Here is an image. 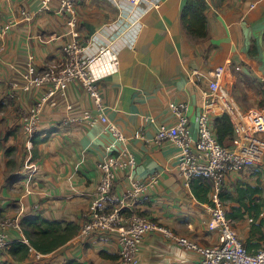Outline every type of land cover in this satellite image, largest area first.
Instances as JSON below:
<instances>
[{
    "label": "crops",
    "instance_id": "crops-1",
    "mask_svg": "<svg viewBox=\"0 0 264 264\" xmlns=\"http://www.w3.org/2000/svg\"><path fill=\"white\" fill-rule=\"evenodd\" d=\"M42 1L0 0V22L16 20L8 34L0 38V217L20 222L23 217L41 216L79 226L100 177L97 164L109 157L102 146L110 143L112 137L103 134L100 125L61 122L65 115H77L93 107L88 93L77 82L67 85L56 108H44L40 131L33 140L21 128L22 111L30 110L45 89L41 86L21 90L26 62H31L33 72L41 68L63 69L62 44L70 37L66 17L58 11V0H47L48 10L31 20L21 17V9L34 10ZM81 1L86 4L81 5ZM110 1L117 12H108L103 7L104 0H77L80 39L84 44L97 31H106L120 10L128 12V16L133 14L134 8L124 0H117V4ZM148 1L156 4H140L136 9L143 13L134 45L119 50L116 62L107 64L109 74L99 80L98 87L108 117L124 133L136 157V175L157 176L148 192L134 203V209L177 235L212 246L218 240L216 233L207 230V203L198 201L190 188L183 187L176 178L178 148L167 141L161 145L147 142L153 137L156 124L145 122L144 116L173 125L176 120L168 103L186 101L193 121L199 111L200 93L186 82V72L191 67L207 70L221 63H227L229 71L223 90L233 94L244 111L257 110L262 101L260 78L264 76V0H253V9L242 0H205L204 38H191L185 32L181 22L185 0ZM102 35L106 36V32ZM96 40L105 41L98 35ZM229 80L234 85H227ZM68 103L73 106L71 111L65 110ZM138 129L143 133L141 138L134 137ZM120 180L117 189L121 188ZM241 183L262 189L256 195L262 202L255 221L263 222L260 231L250 236L251 218L246 214L230 219L246 250L256 252L264 249V170L249 167L232 172L225 178L222 190L235 196V188ZM220 203L226 211L238 205L229 200ZM15 240L20 241L12 232L11 241ZM101 251L116 255V242L95 244L80 241L76 234L51 252L33 250L23 260L4 251L2 261L64 264L73 259L80 264H124L118 258L101 256ZM198 259V254L183 249L160 232H150L141 244L138 264H194Z\"/></svg>",
    "mask_w": 264,
    "mask_h": 264
},
{
    "label": "built area",
    "instance_id": "built-area-1",
    "mask_svg": "<svg viewBox=\"0 0 264 264\" xmlns=\"http://www.w3.org/2000/svg\"><path fill=\"white\" fill-rule=\"evenodd\" d=\"M124 1L134 8L133 14L128 16V12L120 10L116 21L107 26L106 31H97L84 44L80 39L77 0H58V11L66 17V26L70 31L69 39L62 44L64 68H41L33 72L31 62H26L25 70L21 73L22 91L45 86L33 107L22 111L20 115V126L29 139L40 131L44 108H56L58 97L72 82L83 87L93 107L83 109L77 115H65L61 122L82 123L89 127L100 125L102 133L112 137L110 143L102 146L109 152V157L97 164L100 177L95 184L91 202L83 213L77 238L95 244L114 240L117 244V258L124 264L139 263L141 244L150 232H160L183 249L198 254L199 259L194 264H264V249L256 252L246 250L219 200V192L228 174L249 167H261L264 170V76L260 78L261 105L257 110L246 112L232 94L223 90L229 73L227 63L217 64L207 70L191 67L186 72V82L200 93L199 111L194 120L190 118L191 106L186 101L168 103L176 120L173 125L157 123L154 117L144 116L145 122L156 124L155 133L147 142L161 145L167 141L178 148L175 174L181 185L190 188L191 181L196 177L210 183L211 203L205 205L210 213L207 230L216 233L217 244L200 245L192 239L175 234L164 225L148 220L134 209V203L148 192L157 176L155 173L143 178L136 175V157L124 133L108 117L98 87L99 80L109 74L107 64L116 62L121 48L134 45L143 13L136 9H139L140 4L149 3L148 0ZM242 1L249 9L256 6L253 0ZM153 4L156 2L150 1L148 5ZM47 10V0H43L34 10L21 9L20 15L24 20H31ZM15 24L16 20L11 18L0 22V38L6 36ZM102 32H106V36ZM97 35L105 41L98 43ZM72 108L71 104H65V110L71 111ZM222 114L228 116L232 125L230 145L221 144L213 131L214 117ZM142 135L139 129L134 132L136 138ZM119 179L121 188L117 189ZM12 232L17 239L27 243L16 219L0 218V262L11 242ZM33 250L29 248V252Z\"/></svg>",
    "mask_w": 264,
    "mask_h": 264
},
{
    "label": "trees",
    "instance_id": "trees-1",
    "mask_svg": "<svg viewBox=\"0 0 264 264\" xmlns=\"http://www.w3.org/2000/svg\"><path fill=\"white\" fill-rule=\"evenodd\" d=\"M206 9L205 0H185L181 10L182 26L191 38H204L206 36L205 15ZM213 131L217 140L224 145H230L233 133L231 122L226 114L214 117L212 123ZM35 136V135H34ZM33 140V136H32ZM229 142L228 144H225ZM9 155V149L6 150ZM32 154L35 155V149L32 148ZM210 183L205 179L196 177L191 181L190 190L195 198L203 203H211L208 196L210 191ZM262 189L256 185L241 183L235 188L236 195L230 192L221 190L219 192L220 201H234L238 205L232 207L230 211H226V216L231 219L234 217L243 218L246 214L251 218L250 236L254 232L260 231L263 222L255 223L261 212L262 202L257 194H261ZM24 240L27 241H11L6 248V252L16 260H23L29 254V248L32 247L36 252L45 254L51 252L61 246L69 239L77 234L78 225L73 222L50 221L41 216L23 217L19 222ZM262 237V236H261ZM100 255L109 259L117 258V255L109 254L104 251ZM0 264H7L1 261ZM64 264H80L76 260L69 259Z\"/></svg>",
    "mask_w": 264,
    "mask_h": 264
},
{
    "label": "rangeland",
    "instance_id": "rangeland-1",
    "mask_svg": "<svg viewBox=\"0 0 264 264\" xmlns=\"http://www.w3.org/2000/svg\"><path fill=\"white\" fill-rule=\"evenodd\" d=\"M96 1H98V0H96ZM105 2H106V4H105V6H103L105 9H108V12L110 11L111 13H114V12H117L118 11V9L116 8V6L110 1V0H104ZM80 4L81 5H85L86 3H84V2H80ZM79 28H80V26H79ZM230 70V69H229ZM234 83V81L232 82V81H230L229 80V82L227 81V85H234L233 84ZM238 85H240V84H238ZM233 95V94H232ZM234 96V95H233ZM234 98L236 99V100H238L235 96H234ZM240 100V99H239ZM243 100V99H242ZM238 102V101H237ZM26 135V134H25ZM27 136V135H26ZM28 137V136H27ZM27 137H25V138H27ZM229 142H226L225 144H228ZM1 219H3V217H0ZM232 225H233V223H232ZM234 227V226H233ZM240 239V238H239ZM241 240V239H240ZM242 242V244L244 245V242L243 241H241ZM6 252V251H5Z\"/></svg>",
    "mask_w": 264,
    "mask_h": 264
}]
</instances>
